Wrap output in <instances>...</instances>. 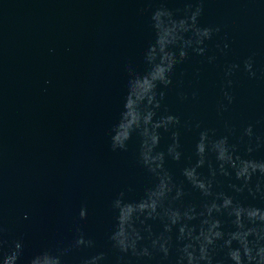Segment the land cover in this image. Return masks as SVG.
Listing matches in <instances>:
<instances>
[{
	"label": "water",
	"instance_id": "obj_1",
	"mask_svg": "<svg viewBox=\"0 0 264 264\" xmlns=\"http://www.w3.org/2000/svg\"><path fill=\"white\" fill-rule=\"evenodd\" d=\"M0 264H264V0H0Z\"/></svg>",
	"mask_w": 264,
	"mask_h": 264
}]
</instances>
